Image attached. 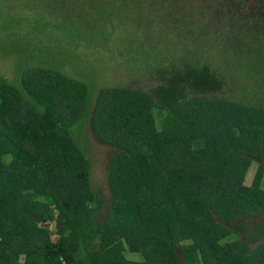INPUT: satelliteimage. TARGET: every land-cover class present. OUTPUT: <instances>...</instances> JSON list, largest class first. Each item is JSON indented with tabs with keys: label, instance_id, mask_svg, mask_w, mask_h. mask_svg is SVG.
Instances as JSON below:
<instances>
[{
	"label": "trees",
	"instance_id": "obj_1",
	"mask_svg": "<svg viewBox=\"0 0 264 264\" xmlns=\"http://www.w3.org/2000/svg\"><path fill=\"white\" fill-rule=\"evenodd\" d=\"M205 4L174 14L158 42L179 31L198 51H240L256 92L264 0ZM175 59L152 65L153 88L104 87L93 100L53 70L0 77V264H264V108L204 97L222 92L221 78ZM85 130L113 150L107 201L91 187Z\"/></svg>",
	"mask_w": 264,
	"mask_h": 264
},
{
	"label": "rangeland",
	"instance_id": "obj_2",
	"mask_svg": "<svg viewBox=\"0 0 264 264\" xmlns=\"http://www.w3.org/2000/svg\"><path fill=\"white\" fill-rule=\"evenodd\" d=\"M122 1L126 0H0V77L12 82L18 71L28 68L53 70L82 82L93 100L104 87L118 85L147 91L160 82L152 65L161 64L164 58L177 65L175 58L184 57L208 66L221 78L222 92L204 97L264 108V79L257 81L256 92L249 91L255 83L251 79L256 77L250 74V63L239 57L240 51L221 47L198 51L193 43L188 46L174 39L179 31L171 32V39L163 38L168 43L158 42L162 30H170L166 24L174 19V14L197 16L202 10L205 12V0H130L136 4H130L134 8L122 7ZM249 1L253 9L260 0ZM249 9L248 6L246 14ZM260 20L264 30V17ZM205 22L213 24L208 19ZM119 57L123 64L118 63ZM136 63L139 68L147 67L143 76L127 69L137 71ZM168 65L165 61L164 69H169ZM85 132L82 146L91 161V187L107 201V168L113 150L96 142L89 130ZM256 167V163H251L244 185L251 183ZM261 187L264 189V178ZM49 229L54 231V223L49 224ZM238 235L244 238L243 234ZM126 258L138 259L132 255Z\"/></svg>",
	"mask_w": 264,
	"mask_h": 264
}]
</instances>
